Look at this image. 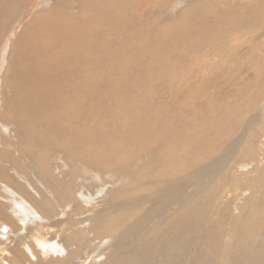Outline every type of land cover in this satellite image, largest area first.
Returning a JSON list of instances; mask_svg holds the SVG:
<instances>
[{"label":"bare ground","instance_id":"obj_1","mask_svg":"<svg viewBox=\"0 0 264 264\" xmlns=\"http://www.w3.org/2000/svg\"><path fill=\"white\" fill-rule=\"evenodd\" d=\"M0 264H264V0H0Z\"/></svg>","mask_w":264,"mask_h":264},{"label":"rangeland","instance_id":"obj_2","mask_svg":"<svg viewBox=\"0 0 264 264\" xmlns=\"http://www.w3.org/2000/svg\"><path fill=\"white\" fill-rule=\"evenodd\" d=\"M4 51V49H3ZM96 174H85L83 177H79L78 179L79 180H83L85 183H87L88 185L87 186H91V189L94 187H98V188H101V186H107L108 182H104L102 179L103 177L99 176V175H96ZM81 178V179H80ZM102 183V184H101ZM95 185V186H94ZM241 189L238 191V194L241 193ZM244 191V190H243ZM96 195V193L94 194ZM93 195V196H94Z\"/></svg>","mask_w":264,"mask_h":264}]
</instances>
